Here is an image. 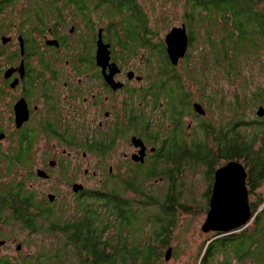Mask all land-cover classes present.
Instances as JSON below:
<instances>
[{
  "label": "trees",
  "instance_id": "obj_1",
  "mask_svg": "<svg viewBox=\"0 0 264 264\" xmlns=\"http://www.w3.org/2000/svg\"><path fill=\"white\" fill-rule=\"evenodd\" d=\"M168 2H179L182 24L188 34L182 69L170 63L165 44L157 39V28L151 24V16L140 0H0V14L7 9L17 11L20 20L15 25L20 27L18 35L24 43L21 55L19 46L7 52V43L0 41V59L12 63L19 54L28 67L36 66L33 59L44 65L45 46L40 41L49 28L55 31L68 17L71 23L78 19L92 31L93 38L94 16L98 21L105 18L108 22L104 38L119 45L123 53L134 54L137 47L149 51L146 59L150 66L152 60L157 65L152 70L155 105L168 96L169 116L174 123L165 170H152L145 177L136 171L124 184L115 180L100 189L87 190L84 198H76L70 209L72 214L66 213L67 205L58 206L47 197L39 199L22 183L0 182V227L11 225L30 236L39 233L49 237L47 242L36 245L34 254L20 256L15 262L0 256V264H159L162 258L165 260L168 247L174 253L170 235L178 210L187 209L179 202L183 169L201 168L209 178L201 208L207 212L214 171L232 160L246 170L252 218L245 226L230 232H211L200 247L196 264H264V115L256 114L259 106L264 107V79L254 81L252 72L247 71L249 66L257 65L264 73L261 55L264 0H165L164 3ZM164 17L156 16L154 20L159 21L156 24L166 25ZM197 42L203 46L200 49L208 46V50L200 51L199 58L190 60V50H194ZM219 78L236 87L231 98L219 95V89L206 91L209 80ZM185 83L200 91L196 99L207 104V110L211 101L217 99L218 107L232 113L231 120L224 125L215 126L202 120L192 128L190 142L181 121L183 110L193 99ZM30 130L19 138L20 151L9 161L8 172L15 163L25 164L30 158L36 141ZM152 176L166 179L164 190L155 193L157 187L149 182ZM23 243L27 242L22 240Z\"/></svg>",
  "mask_w": 264,
  "mask_h": 264
},
{
  "label": "flooded vegetation",
  "instance_id": "obj_2",
  "mask_svg": "<svg viewBox=\"0 0 264 264\" xmlns=\"http://www.w3.org/2000/svg\"><path fill=\"white\" fill-rule=\"evenodd\" d=\"M74 27L70 24L68 33L72 34ZM83 33L86 35L88 29L84 28ZM102 38L104 43L109 44L110 51L108 65L103 70L95 60L97 32L94 38L88 41L85 38V41L60 33L57 28L55 31L49 28L42 37L44 65L36 61V66L28 67L24 58L23 72L20 73L18 65L23 58L18 54L17 64L9 63L0 70V98L9 93L6 104L8 127L0 126V143L11 141L5 148L0 145L3 171L9 173V161L20 151L19 138L25 135L28 128H31L29 134L33 132L36 135V140L44 139L47 144L40 150L44 153L46 166L36 167L34 174L39 177L36 171L43 170L47 177L40 178L48 179L55 168L61 167V175L67 179L66 184L75 199L79 196L84 198V192L92 190L77 180V171L84 163L83 178L98 173V182L102 186L115 180L124 184L127 177H133L136 171L145 177L152 170L167 168L169 138L174 132V123L169 116L170 99L166 96L155 105L154 75L148 60L144 61L145 66L135 67L126 61L128 55L120 52L121 49L116 52L112 42L103 37V28ZM47 40H56L58 46L46 44ZM183 58L178 60L177 65ZM112 63L117 67L113 68ZM9 68L12 72L5 77L4 72ZM20 99L26 103L28 119L17 127L13 107ZM194 103L202 105L193 97L190 105L183 110L182 119L190 115L198 126L202 115L196 113ZM187 126L191 128L190 124ZM186 135L190 142V132ZM15 166L23 167L24 164L15 163ZM152 179L153 176L149 182ZM74 184L82 185V189L74 192ZM0 241H3L0 246L7 243L6 240ZM18 244L20 248H17ZM22 248L21 242H17L15 251L20 252Z\"/></svg>",
  "mask_w": 264,
  "mask_h": 264
},
{
  "label": "rangeland",
  "instance_id": "obj_3",
  "mask_svg": "<svg viewBox=\"0 0 264 264\" xmlns=\"http://www.w3.org/2000/svg\"><path fill=\"white\" fill-rule=\"evenodd\" d=\"M142 2L143 8L147 11L148 15L151 16V24L155 25L158 31L157 39L164 40V35L169 31V29L173 26H179L182 23V9L177 2L176 4L173 2L164 3L165 0H140ZM172 1V0H171ZM21 6V2L17 4V7ZM164 6V7H163ZM154 8V9H153ZM4 13V14H3ZM3 13L0 14V36H10L12 39L10 40V43H8V49L7 52H12L17 48V36L19 34V28L15 24L18 23L20 18H18L17 11L11 12L10 9H7ZM159 14L164 15V22L168 21L166 25L162 24H156L154 19ZM14 15V16H11ZM66 16H70L69 13L66 14ZM96 17V18H95ZM95 22H94V28L93 32L96 35L97 29L99 27L103 28V37H104V27L106 26V23L108 22L105 18H100L98 21L97 16H94ZM71 21L68 17L67 20L65 18V23L58 26L57 29H59V32L69 34L71 38L77 37L78 39H84L90 40L92 31L88 30V33L85 35L83 33V30L85 25L81 20H78L76 22H68ZM13 23L11 25L10 23ZM70 24L75 25V31H73L72 34L68 33V28L70 27ZM153 25V27H154ZM79 31H78V30ZM84 34V35H83ZM94 35V36H95ZM81 37V38H79ZM94 38V37H93ZM106 38V36H105ZM85 40V41H86ZM156 40V39H154ZM42 44L44 43L43 39ZM116 49V52H119L120 50L119 45H113ZM196 47V48H195ZM202 48V44L200 45L198 42L194 44V50H190L192 53V56L189 58L190 60H196L199 58V52L200 51H206L208 50V46ZM120 52H122L120 50ZM261 55L264 56V50L261 51ZM149 57V51L145 47H137L135 49L134 54H129L128 57H126V61L131 62V64L135 67H143L146 65L144 61L146 58ZM34 60V59H33ZM33 63H36V61H33ZM209 65H211V60H207ZM13 64H17V59H15ZM0 64L3 66H7L9 63L6 61V59L2 58L0 59ZM12 64V65H13ZM147 64H151L148 62ZM157 65L152 60L151 68L156 67ZM257 66V65H256ZM255 65L249 66L247 71L252 72L254 81L260 82L264 79V73L260 71L258 68H256ZM183 67V61L181 60L178 65H176V68L182 69ZM147 68V66H146ZM260 71V72H258ZM2 72V71H1ZM187 86V89L193 94V97L199 98L200 91L197 90V88L194 85H191V83H185ZM236 87L228 80L224 78L219 79H210L209 80V86L206 88L207 92H211V89H215L216 91L219 89L221 93L219 95L224 94L226 98H231L233 90ZM9 93L6 97L0 98V126L8 127V109L6 107V104L9 100L8 97ZM207 105V104H206ZM205 104L202 103L203 108L205 109V115H202V117H199L201 120L209 122L211 125L219 126L226 124L229 120H231L232 113L227 111L224 107H218L217 106V99L215 101H211L210 103V109H206ZM250 116H254V112L250 113ZM182 123L185 126V131L190 132L192 128L197 127V122L194 120L193 117L190 115L184 116V119H182ZM190 124L191 128L187 126ZM200 137V136H199ZM9 141H2L0 145L5 148L7 147ZM47 145L44 139H37L33 145V149L31 151L32 153V159L30 158L26 159L24 166H15L11 172L7 173L6 171H3V167L0 164V182L1 183H22L23 185L31 188L37 198L46 199V194L53 193L55 194V199L53 202L54 204H57L58 206L61 205H67L66 207V213H71L70 211L72 204H74L75 198L72 197V191L70 189V186L67 183V179H64V177L61 175L62 168L58 167L55 168V171L53 172V175L51 178L44 179L37 177L34 172L36 167H39L41 165L46 166L44 153L42 154L40 150H43V147ZM10 147V146H9ZM33 160V163L31 162ZM32 164V165H31ZM31 165V166H30ZM64 165V164H63ZM27 166V167H26ZM86 164L82 166V169L77 171L79 172L78 181L80 183H83L85 188L87 189H100L102 185H100V182L98 180L100 179V176L98 173L96 176H91L89 178H83L82 172L83 168H85ZM66 170H64V173ZM33 173L34 176L31 177V174ZM181 184L179 185V202L182 203L187 209L186 210H178L177 217H176V223L175 227L172 230V233L170 235V244L174 250V253H172L168 260H164L162 258V261L159 264H196L197 263V256L198 252L200 250V247L202 243L211 235V232H202L201 231V225L203 224L206 216V212L202 211L203 207V195L208 187L209 178L205 176L204 171L201 168H195V169H188L184 168L182 171V175L180 177ZM166 179H158V177L153 178L150 183L156 186L157 188L154 189L155 193L161 192L164 190L166 185ZM75 205V204H74ZM198 208V209H197ZM69 209V210H68ZM194 209V210H193ZM0 240H6V244L0 246V256H6L10 258V261L15 262L16 260H19L21 257H26L28 255L34 254L36 250V245L39 243L49 240L48 236H42V234L35 233L30 236L28 232L18 230L16 227H12L11 225H7L4 227H0ZM13 240H15L14 243ZM22 240L26 241L27 243H23L21 254L19 255V252L15 251L16 243L21 242Z\"/></svg>",
  "mask_w": 264,
  "mask_h": 264
},
{
  "label": "water",
  "instance_id": "obj_4",
  "mask_svg": "<svg viewBox=\"0 0 264 264\" xmlns=\"http://www.w3.org/2000/svg\"><path fill=\"white\" fill-rule=\"evenodd\" d=\"M11 40L10 36L2 35L0 41L6 44ZM17 42L21 55H23V38L21 35L17 36ZM166 55L172 65H177L178 60L185 56L188 46V34L184 24L173 26L164 35ZM46 44L58 46L56 40H47ZM96 54L95 60L102 70L108 65L110 58L109 44L103 42L102 28L97 31L96 40ZM111 66H117L112 63ZM23 61L18 65L20 73L23 72ZM111 70L110 75L112 74ZM12 69H7L4 76L7 77L11 74ZM112 84V81H110ZM194 110L199 115H205V110L200 103L193 104ZM15 124L19 127L24 121L28 119V111L26 103L23 99L18 100L14 104ZM257 116L264 115V107L259 106L256 109ZM2 134L0 135V138ZM134 142L139 143V140ZM52 164V163H51ZM36 174L39 177H47V174L38 169ZM246 170L238 161H228L214 171L213 184L211 188V195L209 198V209L206 212L205 220L201 225L202 232H230L236 228L245 226L252 218V211L248 200V190L245 184ZM74 192L82 189V185L74 184L72 186ZM46 197L50 202L54 201L55 196L51 193ZM3 241H0V245ZM20 248V244L17 245ZM171 255V247H168L165 252V260H168Z\"/></svg>",
  "mask_w": 264,
  "mask_h": 264
}]
</instances>
